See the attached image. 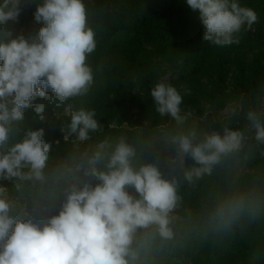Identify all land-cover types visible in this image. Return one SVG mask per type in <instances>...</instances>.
<instances>
[{"label":"clouds","instance_id":"clouds-1","mask_svg":"<svg viewBox=\"0 0 264 264\" xmlns=\"http://www.w3.org/2000/svg\"><path fill=\"white\" fill-rule=\"evenodd\" d=\"M20 4L0 0V25L18 18ZM187 5L214 46L238 44L241 30L258 21L239 0ZM34 19L43 26L31 42L0 33V179L13 185H0V264H191L264 234V86L209 119L182 110L180 91L161 79L150 95L167 123L94 140L103 130L96 112L66 103L86 97L95 82L92 13L85 0H42ZM36 97L70 118L61 126L64 140L74 138L67 155H50L43 128L22 127L28 110L47 120L50 104L33 105ZM146 146L167 153L179 174L169 178L147 161ZM184 188L197 196L186 198ZM61 195L58 213L42 224L26 218L29 204ZM249 264H264V242L249 249Z\"/></svg>","mask_w":264,"mask_h":264},{"label":"trees","instance_id":"trees-1","mask_svg":"<svg viewBox=\"0 0 264 264\" xmlns=\"http://www.w3.org/2000/svg\"><path fill=\"white\" fill-rule=\"evenodd\" d=\"M42 0H21L20 14L15 21L0 25V33L10 30L11 38L23 35L30 42L38 38L42 22L34 19L36 6ZM97 29V49L89 57L95 82L89 94L75 98V108L84 107L96 112L103 130L93 133V139L121 134L132 137L137 128L154 127L169 121L155 111L151 88L161 79L180 91L182 110L194 115L219 114L226 102L239 95H251L264 86V0H239L241 6L255 10L258 21L249 30H241L239 43L219 47L203 41V25L199 11L192 10L187 0H85ZM102 9V11H101ZM49 97L54 96L50 88ZM189 94H185V93ZM50 104L36 97L31 102ZM47 120L38 121L31 110L26 112L23 128L44 129V139L52 144L50 155H67L72 140H64L61 126L70 118L63 107L48 105ZM37 120V121H36ZM113 123L115 128L110 127ZM219 128V121L213 122ZM174 151V149L172 150ZM167 153L158 155L145 147L143 156L156 162L169 178L179 169L167 162ZM188 163L191 159L188 158ZM93 183H97L94 181ZM0 185L12 189L10 181L0 179ZM182 194L194 199L197 193L184 188ZM63 195L53 202L29 204L27 217L43 223L57 214ZM264 242V234L238 240L215 257L206 253L194 256L191 264H249V249Z\"/></svg>","mask_w":264,"mask_h":264}]
</instances>
